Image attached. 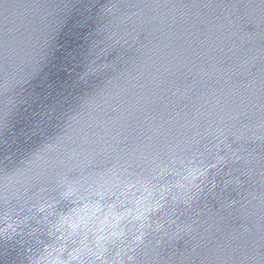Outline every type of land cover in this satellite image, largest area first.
I'll return each mask as SVG.
<instances>
[{
    "label": "water",
    "instance_id": "1",
    "mask_svg": "<svg viewBox=\"0 0 264 264\" xmlns=\"http://www.w3.org/2000/svg\"><path fill=\"white\" fill-rule=\"evenodd\" d=\"M13 215L29 256L264 264V0H0Z\"/></svg>",
    "mask_w": 264,
    "mask_h": 264
},
{
    "label": "clouds",
    "instance_id": "2",
    "mask_svg": "<svg viewBox=\"0 0 264 264\" xmlns=\"http://www.w3.org/2000/svg\"><path fill=\"white\" fill-rule=\"evenodd\" d=\"M60 195L63 199H69L75 195V190L64 187ZM50 207V205L41 204L36 208V211L38 213H43ZM80 226V221L65 216L57 222L55 231L59 232L61 228L64 227L68 231V235L72 236L75 235L76 230L80 228ZM25 235L27 234L23 232L21 222L15 215H13L11 219H5L3 221V226L0 227V241L6 242V250H15V256L16 253H20L17 257L18 264H73V262H76V264H83V261L75 250L68 253L67 258H65L64 254L67 251L66 244L58 246L49 245L44 247L39 254L29 256V253L25 249L17 248L18 241L24 238ZM57 239H62V237H57Z\"/></svg>",
    "mask_w": 264,
    "mask_h": 264
}]
</instances>
